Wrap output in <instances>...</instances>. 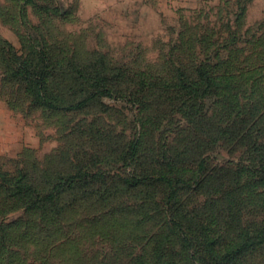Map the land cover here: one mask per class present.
Returning <instances> with one entry per match:
<instances>
[{
    "label": "rangeland",
    "instance_id": "obj_1",
    "mask_svg": "<svg viewBox=\"0 0 264 264\" xmlns=\"http://www.w3.org/2000/svg\"><path fill=\"white\" fill-rule=\"evenodd\" d=\"M0 264H264V0H0Z\"/></svg>",
    "mask_w": 264,
    "mask_h": 264
}]
</instances>
